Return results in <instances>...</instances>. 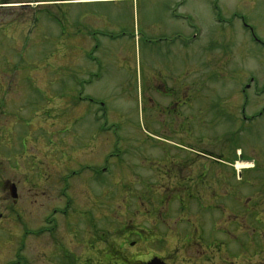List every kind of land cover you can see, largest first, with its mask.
Instances as JSON below:
<instances>
[{"label":"rangeland","instance_id":"obj_1","mask_svg":"<svg viewBox=\"0 0 264 264\" xmlns=\"http://www.w3.org/2000/svg\"><path fill=\"white\" fill-rule=\"evenodd\" d=\"M76 31L80 36L91 34L94 40L96 34L116 36L102 41L101 56L102 50L92 53L104 63L107 59L106 72L86 94L94 92L104 100L111 92V106L118 104L131 113L135 109L131 121L140 134L125 128L124 140L158 134L150 129L142 105L135 108L131 99L118 97L114 90V82L135 75L130 65L137 73L147 61L187 60L190 81L207 77L205 98L221 99L220 103L232 95L242 123L238 136L232 137V118L226 122L222 115L214 118L207 112L208 123L215 125H206L205 147L192 149L201 156L191 153L190 171L204 168L208 178L195 186L194 194L207 198L210 188H221L210 178L216 171L224 178L221 189L258 200L264 197V0H0V177L8 174L19 186L13 212L0 182V264H72L81 253L103 251L100 241L113 242L126 224L140 220L135 209L141 203L147 205L152 198L154 204L162 203L166 197L158 195L157 200L150 191L139 194L150 187L145 176L154 170L142 171L143 182L141 176H121L112 173L115 170L91 174L110 158L74 152L94 148L95 132L87 116L73 119L75 78L82 79L88 69L97 73L96 64L87 61L85 41L84 57L79 56ZM173 37L185 39L187 47L153 42ZM119 50V59H124L120 64L115 62ZM212 76L218 77L214 83L209 82ZM136 83L140 85L139 77ZM243 103L247 123L241 122ZM219 127L229 128L226 139L224 130L222 136L215 135ZM139 149L152 159L156 156L152 147ZM231 153L242 157L234 163ZM242 163L251 168L238 169ZM197 202L188 201L190 219L198 215ZM255 202L261 208L262 202L251 201ZM172 204L176 209L179 201Z\"/></svg>","mask_w":264,"mask_h":264},{"label":"flooded vegetation","instance_id":"obj_2","mask_svg":"<svg viewBox=\"0 0 264 264\" xmlns=\"http://www.w3.org/2000/svg\"><path fill=\"white\" fill-rule=\"evenodd\" d=\"M174 18L182 20L183 17ZM96 36L97 40H94L91 34L80 36L76 31L73 37L81 58L84 57L81 50L83 41L89 44L86 46L88 53L85 55L88 62L96 64L97 69V73L89 72L88 69L83 72L82 79L75 78L78 92L73 119L77 122L78 119L87 116L94 125L95 132L91 137L94 148L92 146L87 149L88 151L74 152L86 156L88 153L91 155L98 153L103 158H110L109 163L104 160L105 164L102 163V168L94 167L91 174L107 175L111 170H115L112 173L121 176H141L140 181L146 179L145 184H150V187L141 188L139 194H147L150 191L157 200L158 195L166 197L162 198V203L154 204L153 198L147 205L141 203L139 209H135L137 217H141L140 220L134 221V225L126 224L123 230L115 234L113 242L100 241L104 244H102L103 251H97L96 254L81 253L75 257L72 264H93L94 259L97 261L94 264H264V197L261 195V200H258L259 197L248 198L228 192L229 189H221L224 178L221 172L216 171L213 173L211 171L209 175L213 174L210 178L221 188H210V196L207 198L195 195L194 190L197 192V186L202 185L208 178V172L201 167L196 173L192 174L190 171V164L194 161L191 153L201 156L192 149L205 147V130L208 126L212 128L215 125V121L208 123V113L209 116L213 114L211 117L214 118L222 115L226 122H230L229 118H232L234 125L231 129L234 130L232 137L237 138L236 129L242 124H239L238 103L235 105L231 101L232 95H227L220 103L221 99L211 102L205 98L203 93L207 89V77L200 75L197 80L190 81V72H188L190 63L188 65L187 60L176 63L167 60L147 61L137 73L130 65L128 66L130 73L134 72L135 75L129 81L126 79L114 82V90L118 92V97L124 100L131 99L135 103V108L136 104L138 108L142 105L141 111L148 117L150 129L158 134H148L143 138L137 135V139L124 140L125 128L129 127L132 132L134 129L139 132L131 121L135 118V109L131 113L122 111L118 104L111 106V92L104 100L93 96L94 92L86 94L106 72L107 59L104 63V60L94 58L92 53L102 50L101 45L105 38L109 42L111 38L112 40L116 38L111 34H96ZM162 38L153 42L164 41L167 47L182 43L187 47L185 39L180 41L178 37H173L160 40ZM90 45L91 49H89ZM118 52V60L115 62L120 64L124 59H119L121 51ZM101 54L103 50L100 56ZM120 66L118 65L119 68ZM137 77L140 79V85L136 83ZM217 78L212 76L209 82L214 83ZM243 105L244 103L240 107L241 122L247 123L250 118L245 115ZM225 128L219 127L215 135L220 133L222 136L224 130V139H226L229 128ZM79 136L81 137V132L78 133L77 137ZM146 147L156 149V156L153 159L152 156L144 154ZM157 149L161 151L160 156ZM136 154L141 155L134 160L132 156ZM241 157L236 153L229 154V160H233L234 163ZM99 160L100 158L97 161ZM145 168L149 171L154 170L155 173L149 177L145 176L144 179L142 171ZM0 182H2L1 190L12 200L10 211H17L14 210V206L19 196L18 184L10 181L8 174L6 177H0ZM13 189L15 197H13ZM221 190L224 192H219ZM41 192L44 194L43 191ZM192 199L199 200L194 206L197 208L195 214L199 216L194 215L196 217L190 219L188 201ZM253 199L262 202L261 208H259L260 203H251ZM174 201H179L176 209L172 204ZM145 206H149V209ZM143 212L149 215L144 216ZM176 226L178 230H175ZM117 239L122 240V245L115 243ZM21 250L22 246L19 252Z\"/></svg>","mask_w":264,"mask_h":264},{"label":"bare ground","instance_id":"obj_3","mask_svg":"<svg viewBox=\"0 0 264 264\" xmlns=\"http://www.w3.org/2000/svg\"><path fill=\"white\" fill-rule=\"evenodd\" d=\"M237 167L238 169H243V168L249 169L251 168V164L248 165L247 163H242V164L237 165Z\"/></svg>","mask_w":264,"mask_h":264},{"label":"water","instance_id":"obj_4","mask_svg":"<svg viewBox=\"0 0 264 264\" xmlns=\"http://www.w3.org/2000/svg\"><path fill=\"white\" fill-rule=\"evenodd\" d=\"M16 195H15V193H14V189H13V197H15Z\"/></svg>","mask_w":264,"mask_h":264}]
</instances>
